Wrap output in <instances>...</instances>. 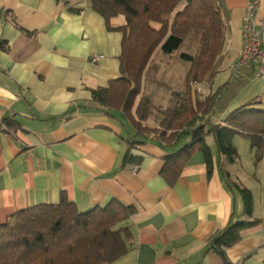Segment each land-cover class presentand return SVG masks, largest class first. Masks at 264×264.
I'll list each match as a JSON object with an SVG mask.
<instances>
[{
	"label": "crops",
	"instance_id": "crops-1",
	"mask_svg": "<svg viewBox=\"0 0 264 264\" xmlns=\"http://www.w3.org/2000/svg\"><path fill=\"white\" fill-rule=\"evenodd\" d=\"M248 1L220 0L227 22L220 69L198 84L206 92L226 85L212 124L251 102L264 109V79L253 77L251 64L232 68ZM258 16L264 34V2ZM124 24L123 15L110 20L114 29ZM114 29L91 0H0V224L28 206L57 203L62 191L79 211L116 199L135 209L118 225L130 232L128 250L101 264H224L210 238L228 223L258 220L225 253L230 264H264V157L255 163L249 141L236 135L238 158L227 162L208 135L210 173L195 152L170 186L160 173L165 157L187 139L136 134L121 110L92 99L93 89L121 76L122 33ZM92 55L102 57L91 62ZM128 149L137 164L123 163ZM224 172L251 191L250 215Z\"/></svg>",
	"mask_w": 264,
	"mask_h": 264
},
{
	"label": "trees",
	"instance_id": "trees-1",
	"mask_svg": "<svg viewBox=\"0 0 264 264\" xmlns=\"http://www.w3.org/2000/svg\"><path fill=\"white\" fill-rule=\"evenodd\" d=\"M67 3L68 0H56ZM92 9L99 13L107 29L111 18L123 15L121 31V76L107 87L93 89L92 99L102 108L121 110L130 120L136 134L145 135L150 129L141 123L150 119L157 89L143 91L144 80L156 69L158 52L176 55L188 62L183 88L172 90L168 104L159 110L157 137L161 142H187L165 157L160 171L172 186L183 172L189 158L201 152L207 173H210L211 150L206 137L212 135L219 156L234 162L238 152L233 137L249 141L255 162L264 157V109L248 103L231 111L221 124H212L225 84L215 91L198 92L196 86L211 81L219 72L221 50L227 30L220 0H91ZM183 4L181 9L179 5ZM73 12L79 10L70 8ZM185 42L189 52L179 51ZM139 96L134 113L132 109ZM6 128L13 120L3 119ZM139 157L125 153L123 163L137 164ZM229 181L227 172L223 173ZM232 184L240 193L243 212H252V194L247 187ZM135 209L111 199L106 205H95L79 211L62 191L57 203H39L14 212L0 224V264H101L110 263L127 250L130 232L118 225ZM237 221L228 223L210 238V249L218 253L224 264H230L225 249L241 238V231L258 223Z\"/></svg>",
	"mask_w": 264,
	"mask_h": 264
},
{
	"label": "rangeland",
	"instance_id": "rangeland-1",
	"mask_svg": "<svg viewBox=\"0 0 264 264\" xmlns=\"http://www.w3.org/2000/svg\"><path fill=\"white\" fill-rule=\"evenodd\" d=\"M182 7L183 4L179 5L178 9H181ZM189 44L190 43L185 42V45L179 51L186 53L189 52ZM154 65H156V69L150 71L148 80H144L143 91L157 89L156 87L158 84H160V88L158 89V95L154 100L155 108L152 111L150 119L142 122L141 125L150 129V131H147L148 135L150 134L157 137L156 129H159L157 124V119L160 118L159 110L168 104V99L172 90L183 88L182 80L187 70L188 62L181 58H176V55L171 56L158 52L155 56ZM205 93L207 92L205 91ZM239 155L241 156L240 153Z\"/></svg>",
	"mask_w": 264,
	"mask_h": 264
},
{
	"label": "built area",
	"instance_id": "built-area-1",
	"mask_svg": "<svg viewBox=\"0 0 264 264\" xmlns=\"http://www.w3.org/2000/svg\"><path fill=\"white\" fill-rule=\"evenodd\" d=\"M264 0H249L245 8L242 24V45L232 68L244 65H253V77L264 79V34L257 25L259 22V9ZM101 55H92L91 62L98 61ZM200 93H205L203 86H196Z\"/></svg>",
	"mask_w": 264,
	"mask_h": 264
}]
</instances>
